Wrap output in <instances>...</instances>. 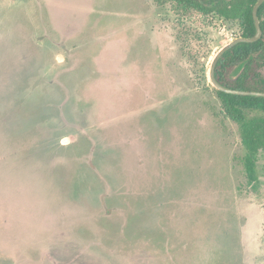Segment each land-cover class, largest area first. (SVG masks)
Returning <instances> with one entry per match:
<instances>
[{"label":"rangeland","instance_id":"1","mask_svg":"<svg viewBox=\"0 0 264 264\" xmlns=\"http://www.w3.org/2000/svg\"><path fill=\"white\" fill-rule=\"evenodd\" d=\"M196 6L0 0V264H264V150L250 180L207 76L242 28Z\"/></svg>","mask_w":264,"mask_h":264},{"label":"trees","instance_id":"2","mask_svg":"<svg viewBox=\"0 0 264 264\" xmlns=\"http://www.w3.org/2000/svg\"><path fill=\"white\" fill-rule=\"evenodd\" d=\"M185 7L196 6L204 13H215L226 20L238 21L241 36L255 32L252 7L256 0H176ZM261 37L251 43L240 42L227 50L215 67L218 82L233 89L264 91V75L255 70L264 69V2L257 10ZM233 77V78H232ZM232 78L233 80H230ZM229 105L233 116L241 121V141L245 146L244 166L250 180L255 179V162L259 150H264V97L233 95L216 90ZM258 114L247 116L246 111Z\"/></svg>","mask_w":264,"mask_h":264},{"label":"water","instance_id":"3","mask_svg":"<svg viewBox=\"0 0 264 264\" xmlns=\"http://www.w3.org/2000/svg\"><path fill=\"white\" fill-rule=\"evenodd\" d=\"M264 2V0H256L252 7V18H253V23L255 27V32L252 36L249 37H244V36H238L232 39L231 41L225 43L222 45L217 51L214 53L212 56L209 67H208V72L207 76L208 79L211 83V85L218 91H222L224 93L228 94H233V95H252V96H257V97H264V91H256V90H242V89H233L228 87L227 85H223L220 82L217 81L215 77V67L220 59V57L231 47L236 45L237 43L240 42H246V43H251L257 41L261 35H262V30L260 28L259 24V19L257 15V10L259 6Z\"/></svg>","mask_w":264,"mask_h":264}]
</instances>
